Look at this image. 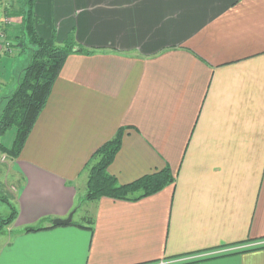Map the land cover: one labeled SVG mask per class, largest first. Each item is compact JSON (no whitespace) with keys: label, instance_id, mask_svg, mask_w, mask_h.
I'll return each instance as SVG.
<instances>
[{"label":"crops","instance_id":"1","mask_svg":"<svg viewBox=\"0 0 264 264\" xmlns=\"http://www.w3.org/2000/svg\"><path fill=\"white\" fill-rule=\"evenodd\" d=\"M34 13L39 36L91 53L66 58L10 160L0 264H264V0H35ZM11 19L4 34L0 10V102L30 60ZM120 128L108 173L168 167L174 183L83 200L86 164Z\"/></svg>","mask_w":264,"mask_h":264},{"label":"trees","instance_id":"2","mask_svg":"<svg viewBox=\"0 0 264 264\" xmlns=\"http://www.w3.org/2000/svg\"><path fill=\"white\" fill-rule=\"evenodd\" d=\"M18 9H5L4 18L19 17L20 36L16 46L27 45L31 50L30 60L22 69L16 88L3 98L4 104L0 114V136L9 128H15L11 146L0 144V151L11 159L16 158L40 112L45 106L52 85L56 80L66 58L72 53L90 54L91 51L79 47L72 37L62 44L53 39H45L36 32L34 13L35 0H19ZM7 24H4L3 32ZM123 129L100 146L86 164L87 181L83 200L93 201L101 197L113 199L137 200L151 195L174 183L175 176L168 167L144 175L130 183L119 184L107 171L116 152L120 148ZM9 214L2 224H9L16 216V210L8 201ZM41 227L25 228V232L40 230Z\"/></svg>","mask_w":264,"mask_h":264},{"label":"rangeland","instance_id":"3","mask_svg":"<svg viewBox=\"0 0 264 264\" xmlns=\"http://www.w3.org/2000/svg\"><path fill=\"white\" fill-rule=\"evenodd\" d=\"M20 5L19 0H0V10H1V24L4 25L5 18L3 16V12L5 9H18ZM12 23H19L20 25V19L19 17H14V20H12ZM6 24V23H5ZM1 25V28H2ZM6 28L9 29V25H6ZM4 34L5 31H4ZM20 36V34L18 35ZM18 38V37H17ZM16 44V38L11 39ZM20 51L22 52H27L31 55V50L30 48L24 44L23 47L20 48ZM4 102H0V114L3 108ZM15 135V128L11 127L9 128L4 134L0 136V144L9 147L11 146L12 140ZM10 156L7 155L6 153H3L0 151V230L4 228L6 225L2 224L1 219L3 220L4 218L7 217L9 214L10 208L8 206V198L10 197V190L14 189V183L11 182V179L9 178V172H8V166L10 164ZM8 197V198H7Z\"/></svg>","mask_w":264,"mask_h":264},{"label":"water","instance_id":"4","mask_svg":"<svg viewBox=\"0 0 264 264\" xmlns=\"http://www.w3.org/2000/svg\"><path fill=\"white\" fill-rule=\"evenodd\" d=\"M72 213H70L65 219L55 218L52 220V225H64L71 222Z\"/></svg>","mask_w":264,"mask_h":264},{"label":"built area","instance_id":"5","mask_svg":"<svg viewBox=\"0 0 264 264\" xmlns=\"http://www.w3.org/2000/svg\"><path fill=\"white\" fill-rule=\"evenodd\" d=\"M154 264H165V262H159V263H154Z\"/></svg>","mask_w":264,"mask_h":264}]
</instances>
